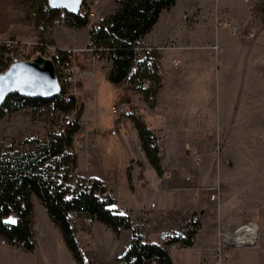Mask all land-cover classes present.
<instances>
[{
  "label": "rangeland",
  "instance_id": "rangeland-1",
  "mask_svg": "<svg viewBox=\"0 0 264 264\" xmlns=\"http://www.w3.org/2000/svg\"><path fill=\"white\" fill-rule=\"evenodd\" d=\"M90 1L81 0L80 5L85 12L83 17H86L87 25L82 28H75L71 25L70 20L66 24L55 26L51 23H46V10L49 9L46 0H0V41L2 39H18L40 44L41 46L38 47L37 51L33 50L31 54L28 53L26 56L22 55L29 59L27 62H32L37 57L43 59L42 56L46 57L50 55V47H54L57 50L55 52L59 55H63V52L66 50L81 51L79 53V59L81 60L80 66L87 72V74L77 77L76 93L70 97L72 98V108L68 112L55 110L52 103L32 107L27 106L14 112H4L0 118V157H18L25 153H31L37 146L43 145L45 141L49 140L50 137L58 136L64 130L75 126L77 129L72 133L70 147L69 149H64L62 153L63 155H68L72 163L63 162L62 156H57L59 158H52L42 165V169L47 170L46 173L50 177H54L55 181L59 182V184L61 182L63 183L66 187L68 197L71 194L88 188L89 182L92 179L86 177H88V174L93 173L108 176L115 183H119L121 179L125 180L122 187L118 185V188H115L118 193L119 204L122 205L120 208L132 209L133 205V208H135L137 199L133 195L139 197V195L148 194L149 190H153L154 192L162 191L163 194L169 195V199L163 200V206L167 208L168 214L174 218L183 213V210L191 204V210L194 209L196 212H189L187 214V220L191 216L199 219V217H206L207 215L211 219L207 222V227L210 228L209 233L214 231L215 243L211 240L208 244L215 262L217 259L214 249L221 235L231 232L247 222H251L257 226V247L249 246L244 247V249H227L228 258L224 259V261L230 259L236 262L248 260H259V262H263L264 127L262 126L264 125L262 123L264 121L261 120L259 125L258 117L253 116V111L264 119V102L260 107L255 104L253 109L249 98L252 97L251 91L254 89L256 91L259 90L260 96L264 94V0H240L244 5L242 7L243 10L239 9L235 4L230 8L227 3L229 0H219L218 3L220 5H218L221 12L222 10H229L228 14L225 13L228 16L223 15V13L221 16L228 17L231 20L232 16L235 15L234 21L240 27L241 35L239 37L229 35L236 39L237 44L234 51H238V54L243 55L244 52L247 56L250 55L248 59H246V55H243L244 61H242V68L245 73H242L241 77H237L238 82H236L238 84L242 82L243 84L244 105L243 107L233 108L232 114L236 113L230 118L233 120L232 122L226 125L213 124L210 129L206 130L205 139L201 141L200 145L202 149L188 146L189 149H194L196 154H190L189 150H185L184 157L181 158L183 165L187 161L191 162V166L193 167L191 171L182 174L179 170H177V173H174L161 170L160 168V175H158L157 181L154 182L155 184H151L144 177L145 169L142 163L146 162L142 158H140V161L137 160L134 163L138 173L136 172V176L131 178V170L133 168L130 165L126 168L123 167L124 165L121 166L122 164L119 163L120 161H117V157L114 156L115 154L111 153V148L108 144L100 142L97 144V148L93 146V138L96 135L100 137L106 134L109 137H115L116 133L110 135V131L112 129L115 131L117 122L129 118L127 115L122 119L114 121L110 113L111 106L122 101L124 96L129 94V91L123 86H114L113 90L116 93V97L111 104L108 99L100 102L102 98H99L98 93L95 92L98 84L97 73H106L109 70H106L101 61L96 60V62L90 63V54L86 50L90 47L85 43L87 41V31L91 27L97 26L101 20L107 18L113 12L114 6L110 0H101V5H104V8L101 10V5L99 7L93 6ZM95 2L93 1V4ZM113 2L115 3V0ZM186 2L188 0H178L175 13L183 9ZM66 15L69 14L61 10L56 11L55 17L62 16L64 20H67ZM197 27H201L202 29L207 27L206 20L203 18L202 13H198V9L191 10L187 18H185L184 24L178 30L181 33L188 34L190 31L199 30ZM62 29L70 30V38L74 40L71 43L74 46L66 49L55 46L51 37ZM248 32L253 33V38L245 39L243 37ZM158 42L153 46L158 45ZM253 43H255V46L252 48L251 45ZM168 44L169 41L166 43V46ZM209 52L211 57L214 58L216 51L209 50ZM159 53H156L158 59ZM102 57L104 56L102 55ZM169 61L171 62L173 60L170 59ZM236 63L239 65L240 60H237ZM178 66L179 64L176 68ZM224 66L225 63L219 60L213 63L210 70H207L203 82L204 89H206V101H209V99L213 101L214 93H216V100L221 105L224 82L223 75L225 74ZM257 70H260L259 74H255ZM85 79L90 82V89L86 93L82 92L84 85L82 82ZM254 84L259 85V88L257 85L253 87ZM100 92L104 93L102 88H100ZM57 96L53 98L55 102L64 103V101L58 100ZM73 97L77 101V104ZM136 97L138 96H134V98ZM136 99L133 110L136 112L141 110L143 112L137 116L142 121L143 116L147 115L145 109L148 108L147 105L149 104L145 98L143 101L139 98ZM80 101L81 105L79 104ZM139 102L144 104L145 109L138 108L140 105ZM112 122L116 123L112 124ZM155 139L161 141L160 138ZM138 152L140 155H143L140 148ZM107 153H111L112 155ZM156 157L158 158L159 164L165 159L163 148ZM175 158L178 157L175 156ZM176 174H179L178 177L181 178L178 181L177 178L175 179ZM137 179L141 180L142 183L137 184ZM125 182L128 183V186ZM154 185H156V188ZM102 187L106 192L107 190L109 192L111 189L106 185L104 187L103 184ZM128 189L131 190L133 195H126L123 191H128ZM211 194L215 195L213 201L209 200ZM161 198L160 194L159 201H161ZM106 199L111 204L108 193ZM204 200L207 202L206 206L204 203H201ZM151 203L154 207V202H150L149 205ZM153 207L149 206V209ZM45 217L43 213L41 215L40 208L35 204L33 221L38 245L41 244L43 237L46 238L50 234V230L48 229L50 222ZM9 218L15 219L14 215L11 214L4 221ZM84 219L85 217H83V224H81V221L77 222L75 218L68 214L75 243L76 236H78L77 240L79 244H83L86 247L90 242L89 235L92 231L94 220L90 218V223H87ZM151 225H154V223L149 221V226ZM80 230L85 240H81ZM182 231H184V227ZM57 243L60 244L59 241ZM6 246L8 245L1 246L0 244V248ZM238 249L243 250L236 254L235 250ZM7 251L9 250L5 248L1 249L4 258L10 253H13ZM12 251L19 250L13 249ZM168 253L172 255L174 262L177 257L174 255L176 252ZM191 264H195V262L191 260Z\"/></svg>",
  "mask_w": 264,
  "mask_h": 264
},
{
  "label": "crops",
  "instance_id": "crops-1",
  "mask_svg": "<svg viewBox=\"0 0 264 264\" xmlns=\"http://www.w3.org/2000/svg\"><path fill=\"white\" fill-rule=\"evenodd\" d=\"M93 1L96 2L93 4ZM102 1L91 0L90 3L93 6L99 7ZM110 1H112L113 8L115 9L116 5L113 2L114 0ZM218 2L217 4H219ZM177 3L178 0H175L169 10L162 11L150 32L139 40L140 44L153 46L158 41L164 39L167 42L169 41L168 46H171L172 49L159 53V87L153 99L152 106L147 105L148 108L145 109L144 104L139 102L140 105L138 108L141 107L147 111V115L142 118L143 124L150 130L154 138L161 139V145L165 154V159L159 164L161 170L174 173H177V170H179L183 174L193 169L191 162L187 161L184 165L182 162L181 157H184L186 152L185 144H188L190 147L193 146L202 149L200 145L201 141L205 139L206 130L210 129L213 124L226 125L232 122L233 120L230 118L236 113L232 114L233 108L243 107V84L242 82L240 84L236 82H238L237 77H241L242 73H245L242 68V61H244L243 55H246V59L250 55L247 56L244 52L243 55L238 54V51H234L237 44L236 39L230 37L225 30L214 29L215 20L222 17L221 15L223 13L221 9L215 8V0H188L183 9L175 13ZM227 3L230 8L234 4L239 9H242L244 6L240 0H229ZM103 8L104 5H101L100 9L102 10ZM196 9H198V13L203 14L207 27L203 29L197 27L199 30L190 31L188 34L181 33L178 29L182 27L185 18H187L191 10ZM234 19L235 15L232 16L231 21L236 24ZM70 35L71 32L69 29H62L53 35L51 39L55 46L66 49L74 46L71 43L74 40L70 38ZM85 43L88 44V40ZM254 44L251 45L252 48L255 46ZM209 50L216 51L214 58L211 57ZM170 59L179 61V66L173 68L170 64ZM219 60L225 63L221 105L216 100V93H214L213 101L210 99L206 101V89H204L205 86L203 84L207 70H210L213 63ZM237 60H240L239 65L236 63ZM259 72L260 70H257L255 74H259ZM97 77L98 84L95 92L98 93L99 98H102L100 102L108 99L110 104L113 103L116 93L113 90L114 86L108 80L109 71H106V73L98 72ZM82 83H84L82 92L86 93L90 89V82L85 79ZM256 85L254 84L253 87H256ZM257 86L259 88V85ZM100 88L103 89L104 93L100 92ZM255 91V89L251 91L253 98H249L253 109L255 104L260 107L264 102V94L260 96L259 90ZM253 116L258 117L259 125L261 120L264 121L254 111ZM114 123L116 122H112V124ZM262 125H264V122ZM115 133V137H109L106 134L100 137L96 135L93 138V146L97 148V144L100 142L108 144L111 148V153L115 154L114 156L117 157L118 162L120 161L121 166L124 165L123 167L126 168L130 165L133 168L131 170L132 176L130 177L134 178L138 173L134 163L137 160L140 161V158L144 162L146 160L138 152L139 143L137 133L129 118L117 122ZM111 153L107 154L110 155ZM175 156L178 158H175ZM142 164L145 169L144 177L151 184L156 182L158 175H156L147 162ZM178 176L179 174L175 176L177 181L180 178ZM86 178L98 180L104 187L106 185L108 188H111V193L107 190L108 196L111 199V204L108 208L120 215L123 213V216H126L129 220L130 229L121 230L118 236H116L101 223L93 221L94 225L89 235L90 242L86 247L83 244H79L77 240L78 236H76V243L81 252L83 264H118V259L123 256L129 247L133 233L139 235L143 241L149 244L161 246L162 239L165 236H177L182 232L189 212H196L194 209L191 210L190 204L183 210V213L174 218L168 214L167 208L163 206V200L169 199V195L163 194L162 191L154 192L153 190H149L148 194L145 193V195H139V197L133 195L130 189L128 191L123 190L126 195H133L137 199V205L135 208H133V205L132 209L120 208L122 205L119 204L118 193L115 188H118V185L122 187L125 180L121 179L119 183H115V181L109 179L110 177L98 173L88 174ZM125 184L128 186V183L125 182ZM154 186L156 188V185ZM160 194L162 197L161 201L163 202L159 201ZM150 202H154L152 209H149L148 206ZM201 203H204L205 206L207 204L205 200L201 201ZM31 204V237L33 249L27 252L18 245L6 246L4 248L9 250L7 252L13 253H10L4 258L1 252V249L4 248H0V264H72L70 253L61 243L59 232L49 221L44 208L35 198H31ZM35 204L40 208L41 215L43 213L46 216L45 218L50 222V225H48L50 234L48 237L42 238L40 245L36 242L37 234L33 221ZM70 216L75 218L77 222L81 221V224H83V217L85 216L73 213ZM196 220L198 222V230L193 247L181 248L175 251L176 253L172 252L177 256L174 262L172 255L168 253L171 264H191V260L195 264H218L214 261L211 254L212 251H210L208 244L211 240L215 243L214 231L209 233L210 228L207 227V222L211 219L207 215L206 217L201 216L199 219L196 218ZM149 221H152L154 225L149 226ZM79 233L81 234V240H85L82 237L81 230ZM58 241L60 244L57 243ZM257 243L258 241L252 247H257ZM13 249L19 251H12ZM243 249L235 250L236 254ZM191 253H194V255ZM219 264H264V261L248 260L236 262L229 259Z\"/></svg>",
  "mask_w": 264,
  "mask_h": 264
},
{
  "label": "trees",
  "instance_id": "trees-1",
  "mask_svg": "<svg viewBox=\"0 0 264 264\" xmlns=\"http://www.w3.org/2000/svg\"><path fill=\"white\" fill-rule=\"evenodd\" d=\"M174 2L175 0H115L116 8L113 12L87 31L88 47L107 49L109 52L111 66L108 80L111 85H118L125 77L131 66L132 48L140 44L139 40L150 32L159 14L169 10ZM46 13L45 22L51 23L56 18V11L47 9ZM66 16L68 22L70 20L75 28L87 25L86 17ZM157 90L158 87L152 97L149 96L151 99L147 98L148 93L144 95L149 106H152ZM46 103H52L57 111L68 112L72 108V98L61 103L55 102V99L21 98L12 93L0 107V118L6 111L14 112L27 106H40ZM128 117L136 130L139 148L146 162L156 175H160L153 134L137 116ZM76 129L75 126H71L62 134L50 137L31 153L18 157H0V239L8 246L18 245L27 252L33 249L31 197L40 203L49 221L58 230L61 242L70 253L73 264H83V260L74 241L68 214L89 216L110 229L116 236L121 230L130 229L126 216L110 210L108 199H99L93 194L96 189L103 188L100 181L92 179L88 188L68 197L63 183L57 184L55 178L50 177L46 173L47 170L42 169L43 164L52 158H59L57 156H62L63 162L72 163L69 156L62 153L64 149H69L72 133ZM11 214L14 215L16 223H4V219ZM194 225L198 230L197 220ZM167 237L169 243H179L183 248L192 246L188 235L183 231L177 236ZM165 245L166 243H162L161 246L149 244L133 233L129 247L118 259V264H171Z\"/></svg>",
  "mask_w": 264,
  "mask_h": 264
},
{
  "label": "built area",
  "instance_id": "built-area-1",
  "mask_svg": "<svg viewBox=\"0 0 264 264\" xmlns=\"http://www.w3.org/2000/svg\"><path fill=\"white\" fill-rule=\"evenodd\" d=\"M219 0H215V8L220 9L217 4ZM224 15L225 13H229V10H222ZM81 17L85 15L84 10H78L77 14ZM228 16V15H226ZM68 20H64L61 17H56L52 20L51 24L53 26L59 24H66ZM215 30H225L229 35L233 37H239L240 27L234 24L228 17L222 16L217 18L214 22ZM245 39L253 38V33L248 32L243 35ZM166 41L162 39L158 42L156 46H148L144 44H136L132 48V59L131 66L129 67L125 77L121 80V82L117 85L123 86L126 90L129 91V94L124 96V99L120 102H117L114 106H111L110 113L113 116L114 121L124 118L125 116L133 115L139 116L143 112L135 111V101L136 98L144 100V95L147 94V98L151 99L153 92L156 91L159 82V59L156 56L157 52H161L164 50H171V46H166ZM41 46L37 43H31L30 41H23L18 39H2L0 41V74L4 73V71L12 64L16 62H27L28 58L25 56L31 52L37 51L38 47ZM48 48V47H47ZM51 54L42 56L43 59L50 61L54 70V77L57 81L59 87V95L57 96L60 101H67L70 97H72L76 93V85H77V77L87 74L85 70H83L80 66L81 60L79 59V53L81 51L77 50H66L63 52V55H59L55 51H57L54 47H50ZM87 52L90 54V63L96 62V60L101 61L106 70L110 69L111 59L109 57V52L107 49L102 48H87ZM25 55V56H22ZM102 55L104 57H102ZM104 62H103V61ZM171 66L176 68L179 64L178 61H171ZM134 96H138L134 98ZM151 96V97H149ZM74 99V97H73ZM88 99V98H87ZM77 104V101L74 99ZM75 104V103H74ZM81 105V101L79 102ZM78 104V105H79ZM115 131L112 129L110 131V135H114ZM210 134V132H209ZM155 148V154H160L162 149L161 141L159 139H155L153 142ZM188 144H185V150H189L190 154L195 155L196 151L194 149H189ZM59 184V182H56ZM142 183L141 180L137 179V184ZM93 194L96 195L99 199H106L107 192L103 190V188H98L93 191ZM215 199V195L211 194L209 197L210 201ZM149 206L153 207L151 203ZM87 223H90L91 219L89 216H85L84 219ZM196 218L191 216L188 218L185 226L184 233L188 235L189 241L193 244L195 241L197 233V227H195L194 222ZM252 227V228H251ZM257 240V226L251 222H247L243 225H240L236 229L231 232H227L221 235L217 246L214 251L216 253V262L220 263L224 261V259L228 258L227 249H236V248H244L253 246ZM169 238L165 237L163 239V243H166L165 250L166 252H175L181 248H183L179 243L176 242H168ZM1 246L6 245L3 240H0ZM187 248V247H185Z\"/></svg>",
  "mask_w": 264,
  "mask_h": 264
},
{
  "label": "water",
  "instance_id": "water-1",
  "mask_svg": "<svg viewBox=\"0 0 264 264\" xmlns=\"http://www.w3.org/2000/svg\"><path fill=\"white\" fill-rule=\"evenodd\" d=\"M46 4L50 10H64L69 15H76L81 0L68 7L63 6L60 0H46ZM0 93H2L0 107L12 93L26 99H53L58 95L59 87L54 77L52 64L40 57L32 62L13 63L4 73L0 74Z\"/></svg>",
  "mask_w": 264,
  "mask_h": 264
},
{
  "label": "snow or ice",
  "instance_id": "snow-or-ice-1",
  "mask_svg": "<svg viewBox=\"0 0 264 264\" xmlns=\"http://www.w3.org/2000/svg\"><path fill=\"white\" fill-rule=\"evenodd\" d=\"M60 3L63 6L68 7V6H71V5L79 3V0H60ZM29 86H31V85H29ZM0 95H2V93H0ZM121 215H123V213H121ZM4 223L15 224L16 221L14 219L9 218L8 220H5Z\"/></svg>",
  "mask_w": 264,
  "mask_h": 264
},
{
  "label": "bare ground",
  "instance_id": "bare-ground-1",
  "mask_svg": "<svg viewBox=\"0 0 264 264\" xmlns=\"http://www.w3.org/2000/svg\"><path fill=\"white\" fill-rule=\"evenodd\" d=\"M80 8H81V6L79 7V9L78 10H80ZM252 228V227H251Z\"/></svg>",
  "mask_w": 264,
  "mask_h": 264
}]
</instances>
